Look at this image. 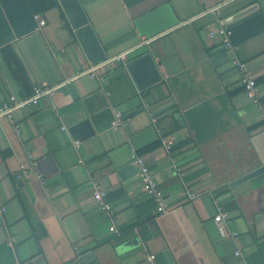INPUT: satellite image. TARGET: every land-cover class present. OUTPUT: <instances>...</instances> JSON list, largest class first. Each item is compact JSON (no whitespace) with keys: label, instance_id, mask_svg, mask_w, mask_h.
Returning <instances> with one entry per match:
<instances>
[{"label":"crops","instance_id":"1","mask_svg":"<svg viewBox=\"0 0 264 264\" xmlns=\"http://www.w3.org/2000/svg\"><path fill=\"white\" fill-rule=\"evenodd\" d=\"M52 1L0 0V104L35 85L54 86L12 119L0 118V264H264V170L230 185L264 164V30L235 51L260 103L232 60L213 59L227 50L223 28L264 14V0H80L108 57L151 52L162 78L143 90L122 62H88L58 0L45 8ZM166 1L178 24L141 37L132 18ZM32 8L44 10L29 28ZM137 107L112 126L115 111ZM83 117L95 132L74 140L67 128ZM168 138L171 152L163 146ZM156 140L142 155L165 212L142 188L137 168L122 179L114 164L132 163L134 152ZM94 181L107 191L113 217L94 198ZM219 209L223 233L213 219Z\"/></svg>","mask_w":264,"mask_h":264},{"label":"water","instance_id":"2","mask_svg":"<svg viewBox=\"0 0 264 264\" xmlns=\"http://www.w3.org/2000/svg\"><path fill=\"white\" fill-rule=\"evenodd\" d=\"M58 3L73 29L74 35L85 59L91 64H98L107 60L108 54L86 13L83 3L80 0H58ZM253 7L254 4L239 7L234 12L227 15L223 19V23L232 21L250 12ZM178 20L179 19L174 13L170 2L166 1L133 17L132 23L141 37L150 39L176 26ZM235 56V51L223 50L222 52L215 54L213 59L215 64H218L217 61L219 63L226 62L232 60ZM121 64L132 78L138 90L146 89L159 82L162 78L160 70L150 51L132 53V56L127 57ZM139 110L140 107L125 111L121 114L120 118L126 122ZM67 130L74 140L86 139L92 136L95 132L88 117H83L72 123ZM114 164L117 166V174L122 179L128 178V176L132 174V167H134V170L136 171V166L132 165V163L120 165V163L116 161ZM263 170L264 164L233 179L230 185L246 180ZM92 263L93 262H88L86 264Z\"/></svg>","mask_w":264,"mask_h":264},{"label":"built area","instance_id":"3","mask_svg":"<svg viewBox=\"0 0 264 264\" xmlns=\"http://www.w3.org/2000/svg\"><path fill=\"white\" fill-rule=\"evenodd\" d=\"M218 6L214 7L210 10L217 11ZM209 10V11H210ZM38 19V27H41L45 24V19L43 17H40L36 15ZM231 34V30L228 27L223 28V35H224V46L227 50L236 51L237 46L233 45L229 39V36ZM133 49L127 50L125 52L119 53L117 55H114L113 57H107V60L103 62H111V61H118L123 62L124 59H126L127 54H129ZM101 63V62H100ZM232 63L240 69L242 73V80L245 84V90L248 93L250 97H252V100L255 103H260V100L256 97L255 94V87L256 82L253 78H251L248 66L246 61L240 59L239 57L235 56L232 59ZM97 66V65H95ZM93 69V68H92ZM91 70V69H90ZM90 70L84 71L85 73H89ZM83 72V73H84ZM91 75H93L92 72H90ZM54 90V86H48V85H35L33 87L32 93L28 96H16L14 94H10L6 99H4L0 104V118L2 117H8L12 119L13 111L16 109H19L25 105L28 104H35L38 102V100L43 96H49L52 94ZM121 113L119 111H115L114 118L112 120V126L117 127L124 123L123 120L120 118ZM261 118L264 121V106L261 112ZM152 121H155V117H152ZM16 131H19L18 124H15ZM62 129H66L67 125L62 124ZM171 145H172V139H163V146L168 151L171 152ZM31 156V154H28ZM81 161V160H80ZM132 163L137 168V175L138 178L141 181L142 188L144 191L150 195L157 204V211L159 212H165V205H164V198H163V191L158 185L156 179L154 178L152 172L148 168L145 159L142 154H138L137 152H134L132 154ZM93 196L98 201L100 207L106 211L111 217H113L111 203L107 199V191L103 189L96 181L93 182ZM4 210V206L0 205V212ZM224 217V213L222 211H219L214 215L213 219L215 221L216 226L220 230V232H224V227L222 224V218ZM110 230L117 231V228L114 225L110 226ZM236 234V233H234ZM76 254L78 256L79 251L76 249ZM236 254H239V251H235ZM153 258L152 255H149V259L151 260ZM72 264H81V262L76 259Z\"/></svg>","mask_w":264,"mask_h":264},{"label":"trees","instance_id":"4","mask_svg":"<svg viewBox=\"0 0 264 264\" xmlns=\"http://www.w3.org/2000/svg\"><path fill=\"white\" fill-rule=\"evenodd\" d=\"M53 4H54V0L50 4H48L45 8H49ZM43 10L44 9H40V8H32L31 10H28L30 19L32 20V24L29 26V28L35 26V22H34V18H33L34 14L42 12ZM219 16L221 17L222 14H220ZM228 28L231 30V34L229 36V39L233 45L237 46L242 41L246 40L247 38L261 32L262 30H264V14L262 12H258V13L246 16L245 18H242L241 20L229 25ZM26 31H27V29H26ZM143 51L144 50H137L134 52H130L129 54H127L126 58L129 56H132V53H135V52L142 53ZM158 145H160V140L150 142V143L142 146L137 151V153L143 154L144 152L149 151ZM79 256L82 259L86 255H84L80 251Z\"/></svg>","mask_w":264,"mask_h":264}]
</instances>
